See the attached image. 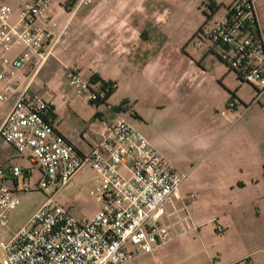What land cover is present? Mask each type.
Here are the masks:
<instances>
[{
    "label": "built area",
    "instance_id": "built-area-1",
    "mask_svg": "<svg viewBox=\"0 0 264 264\" xmlns=\"http://www.w3.org/2000/svg\"><path fill=\"white\" fill-rule=\"evenodd\" d=\"M88 1L77 0L73 7ZM51 2L20 0L15 21L10 20V5L0 2V107L14 97L0 122V137L18 152L28 150L30 158L27 166L0 164V226L7 225L10 211L19 203L18 192L29 188L34 170L35 187L43 194L12 236L0 239V264H121L136 252L168 242L176 224L180 233L192 228L188 214L180 213L184 207L174 202L185 174L122 116L89 121L80 137H98L88 151L59 130L51 101L31 90L67 30L64 24L56 31ZM254 10L253 0H232L225 13L201 26L200 34L221 47V57L255 87L259 100L264 94V32ZM66 75L78 92L90 90L93 100L116 85L113 81L92 88L77 67ZM235 105L231 98L226 102V107ZM85 164L92 170L89 193L101 206L90 218L79 220L58 194ZM243 261L251 263L246 257Z\"/></svg>",
    "mask_w": 264,
    "mask_h": 264
},
{
    "label": "crops",
    "instance_id": "crops-1",
    "mask_svg": "<svg viewBox=\"0 0 264 264\" xmlns=\"http://www.w3.org/2000/svg\"><path fill=\"white\" fill-rule=\"evenodd\" d=\"M76 1L52 0L49 10L57 25L56 31L64 24L67 30L54 44L53 53L37 75L42 69L50 74L52 70L77 67L88 80L95 76L114 81L116 86L106 103H93L100 114L98 117L104 118L106 113L110 116L104 118L106 120L118 116L128 118L175 167L174 158L183 162L192 151L213 149L214 156L220 157L216 168L221 175V192L239 193L247 184L264 180V146L262 141H254V129H264V94L259 98L262 106L258 105L251 116L245 113L235 118L236 112L243 110L246 104L241 101L234 108L226 107L231 90L223 85L222 77L234 75L243 79L221 57V47L200 34L201 26L225 13L232 0H89L74 8ZM253 3L259 28L264 32V0H253ZM210 4L216 8L211 9ZM198 35L204 39V44H200ZM34 81L31 90L41 93V88L34 87ZM99 85V80L91 83L92 88ZM46 98L59 116L58 108L62 103L56 104L53 98ZM13 100L12 96L0 107V122ZM119 104L122 108L115 110ZM101 105L104 111L100 113L98 107ZM151 122L155 123V130ZM58 128L83 151H88L98 137L93 133L82 139L81 129L78 132L68 130L61 120ZM177 149L184 152H177ZM90 175L91 172L84 180L88 188ZM183 198L179 185L175 204ZM166 208L171 210L170 203ZM198 213L192 214V228L187 232L180 233L176 224V230L171 229L172 238L150 250L154 257L164 250L184 244L192 246L194 242H199L206 251L202 235L211 234V229L204 228L213 216L206 218ZM171 216L175 220V216ZM258 230L261 234V228ZM245 235L256 234L248 227ZM256 251L261 253L253 264H263L262 247L243 255ZM211 255L206 253L205 264L242 262L233 256H221L216 261ZM121 264L130 263L127 260Z\"/></svg>",
    "mask_w": 264,
    "mask_h": 264
},
{
    "label": "rangeland",
    "instance_id": "rangeland-1",
    "mask_svg": "<svg viewBox=\"0 0 264 264\" xmlns=\"http://www.w3.org/2000/svg\"><path fill=\"white\" fill-rule=\"evenodd\" d=\"M0 2H6L10 5L12 9L10 20L15 21L18 17L20 0H0ZM197 39L201 45L204 44V39L200 38L199 35ZM54 68L56 69V67ZM67 71L68 69L63 70L61 68L52 70L48 74L47 70L42 69L35 78L33 85L35 88L36 86L41 88L39 91L41 93L45 90L42 93L43 97L53 98L56 104L62 103L58 108L59 120L68 130L78 132L91 119L100 114H97L93 108V103L90 101V90L85 89L78 92L76 87L70 83L66 75ZM222 83L231 90L230 94L227 91L229 98L235 100L237 104L243 101L248 105L240 117L245 113L247 116H251L258 105L262 106L259 104L260 101L255 99L257 92L255 87L249 82L240 80V78L237 79L234 75H227L222 77ZM111 101L114 102V98ZM249 104L253 106L251 105V107ZM102 105L98 107V112L104 111ZM104 116L110 118L106 113ZM127 116L130 117L128 113ZM100 118L104 119L101 116ZM150 126L155 130V123L151 122ZM254 141H262L261 145L264 146V129L262 127L254 129ZM177 152L184 151L177 149ZM214 152L213 149L211 151H192V155L183 162L176 161L175 158V161L173 160L180 173L186 171L180 183V190L184 197L178 203L179 207H184L180 213L188 214L189 225H192V214L196 211L206 218L213 216L211 221H206L207 226L204 228L206 230L211 229V234L202 235V242L205 244L206 251L199 242H194L192 246L184 244L179 247H172L171 250H164L159 253L158 257H154L150 251H139L128 259L130 264H205L204 259H206L207 252L212 254L211 256L215 257L216 261L221 256H233L240 261L245 257L249 258L250 264L255 262V257L261 252L243 254L258 247L264 249V180L247 184L239 193L221 192V175L216 168L220 162V157L214 156L216 155ZM28 154V150L16 151L11 144L0 137V164L8 162L27 166L30 164ZM90 172L92 173V170L89 165L85 164L58 194L59 200L71 207L72 212L79 220L90 218L101 206V203L89 193V189L84 183ZM37 176L38 172L34 170L29 179V188L18 192L19 203L10 211L7 225L0 226V239H9L41 202L43 194L34 184ZM191 193L193 196L190 195ZM232 202L236 204L230 205ZM248 227L252 228L256 235L246 236L245 231ZM221 228L224 232L219 231ZM258 228H261V234H259ZM245 262L243 261L241 264H245Z\"/></svg>",
    "mask_w": 264,
    "mask_h": 264
},
{
    "label": "trees",
    "instance_id": "trees-1",
    "mask_svg": "<svg viewBox=\"0 0 264 264\" xmlns=\"http://www.w3.org/2000/svg\"><path fill=\"white\" fill-rule=\"evenodd\" d=\"M209 7H210L211 9L216 8V6H214V5H212V4H210ZM97 80L100 81V85H99V87H101V88H104L105 85H107V84H111V83L113 82V81H105V80L100 79L99 77L92 76V77H91V80H90V83H92V82H96ZM115 86H116V85H115ZM115 86L112 87V88H110V89H108V90H106V93H105V95H104L103 97H101V98H96L95 100L90 99L91 103H94V104L106 103V99H107V97L111 94V92L113 91V89L115 88ZM121 108H122V104L116 105V106L114 107L115 110H119V109H121ZM237 263H238V262H237Z\"/></svg>",
    "mask_w": 264,
    "mask_h": 264
}]
</instances>
